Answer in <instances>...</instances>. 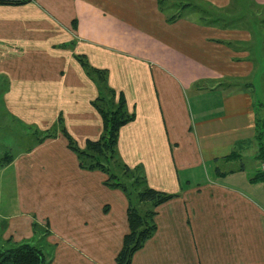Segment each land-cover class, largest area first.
Listing matches in <instances>:
<instances>
[{
	"label": "crops",
	"instance_id": "obj_1",
	"mask_svg": "<svg viewBox=\"0 0 264 264\" xmlns=\"http://www.w3.org/2000/svg\"><path fill=\"white\" fill-rule=\"evenodd\" d=\"M159 2L0 4L3 115L32 126L34 139L1 158L9 181L0 182V248L33 241L37 224L48 231L50 264H118L128 196L106 183L108 173L81 167L70 147L104 134L96 105L104 83L115 91L108 100L122 96L134 115L118 131L121 163L175 195L155 208L156 228L131 264H264V183L251 180L262 170L264 106L254 94L264 87V12L221 28L193 12L169 21L176 8Z\"/></svg>",
	"mask_w": 264,
	"mask_h": 264
},
{
	"label": "trees",
	"instance_id": "obj_2",
	"mask_svg": "<svg viewBox=\"0 0 264 264\" xmlns=\"http://www.w3.org/2000/svg\"><path fill=\"white\" fill-rule=\"evenodd\" d=\"M31 0H0V4L19 5L25 4ZM161 9L168 5L176 8L177 12L169 17V21H174L190 12L200 14V21L209 26H219L220 21L229 22V27L233 22L220 16L222 11L202 0H178L177 3L160 0ZM239 17L237 26L242 24L243 19ZM221 27V28H225ZM232 46V45H231ZM235 48V47H234ZM85 67L88 65L83 62ZM100 83L104 82L100 78ZM114 90L103 83V90L99 103H96L98 110L102 114L104 122V134L96 141H88L85 149H79L72 139L70 147L78 153L80 166L84 168H98L110 175L106 182L110 186L123 189L129 200L127 209L129 232L124 237L123 247L117 256L118 264H131L133 254L142 247L144 242L154 232L156 225L154 223L155 208L160 204L172 199L175 195L159 192L146 186L145 180L139 171L131 170L122 164L117 155V137L121 126L131 121L134 115L126 110L125 100L120 96L118 102L108 100L109 95H114ZM257 107L261 106L256 101ZM263 126H264V119ZM261 120H257L256 137L259 142L257 159L260 164H264V129L260 126ZM259 125V126H258ZM42 141L43 138H40ZM232 156V155H231ZM119 168L123 179L113 172V168ZM259 172L251 179L253 182L264 183V170ZM149 203L148 209H144L143 204ZM35 235L33 241H24L19 244H11L9 247L0 248V264H50V254L46 249L52 246L47 242L48 231L34 224ZM39 236V237H38Z\"/></svg>",
	"mask_w": 264,
	"mask_h": 264
},
{
	"label": "rangeland",
	"instance_id": "obj_3",
	"mask_svg": "<svg viewBox=\"0 0 264 264\" xmlns=\"http://www.w3.org/2000/svg\"><path fill=\"white\" fill-rule=\"evenodd\" d=\"M260 8L261 7L257 4V2L254 3L252 0H250L249 2H247V0H232L231 7L225 11H222V13H220V16L230 21L231 20L236 21V22H233L229 27L237 26L238 24L237 20L239 19V17L242 18V16L248 15L247 11L255 13L256 15H258V12H264V9H260ZM194 13H197V12H194ZM244 22L248 23V21L246 20H243V22L241 23H244ZM228 24L230 23L220 21L221 27H225ZM255 88L257 92L254 94V100L258 101V103L261 106H264V99H262L260 95L261 92L264 95V87L261 86V89L258 88V83H257L255 84ZM261 109H262L261 111H263L264 113V107H262ZM3 111L4 110L2 107V100L0 99V163H1V158L5 155L6 147L10 149L8 151L9 152L8 154L14 155L15 153L19 152V150H21L24 146L26 145L28 146L34 143L33 141L34 139L32 138V132H33L32 126L19 123L16 120L11 121L8 117L3 115ZM260 126L262 129H264L263 120H261ZM29 136L30 138H28ZM246 156L247 157L244 158L243 163L245 164V166H247V170L249 172H253L254 168L252 167L255 164L254 160H252V157H250L249 154H246ZM256 157H257V154H256ZM257 161L259 162V160ZM238 164H239V161L234 162L235 167H237ZM222 168L224 170H227V168L225 167H222ZM3 180L9 181V177L3 178L2 176H0V182ZM9 193L10 192L8 191L7 188L2 187V193H1L2 198L8 197ZM46 252L48 251L46 250Z\"/></svg>",
	"mask_w": 264,
	"mask_h": 264
},
{
	"label": "built area",
	"instance_id": "obj_4",
	"mask_svg": "<svg viewBox=\"0 0 264 264\" xmlns=\"http://www.w3.org/2000/svg\"><path fill=\"white\" fill-rule=\"evenodd\" d=\"M261 169L264 170V164L261 165Z\"/></svg>",
	"mask_w": 264,
	"mask_h": 264
}]
</instances>
